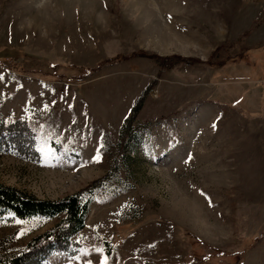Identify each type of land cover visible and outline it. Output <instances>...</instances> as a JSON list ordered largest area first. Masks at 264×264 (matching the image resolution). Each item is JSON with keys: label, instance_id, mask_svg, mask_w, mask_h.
<instances>
[{"label": "rangeland", "instance_id": "rangeland-1", "mask_svg": "<svg viewBox=\"0 0 264 264\" xmlns=\"http://www.w3.org/2000/svg\"><path fill=\"white\" fill-rule=\"evenodd\" d=\"M0 121L1 183L103 179L42 264H264V0H0ZM63 217L5 216L0 252Z\"/></svg>", "mask_w": 264, "mask_h": 264}, {"label": "trees", "instance_id": "trees-1", "mask_svg": "<svg viewBox=\"0 0 264 264\" xmlns=\"http://www.w3.org/2000/svg\"><path fill=\"white\" fill-rule=\"evenodd\" d=\"M182 61H187V59L181 56L156 57V62L162 67H172ZM142 102L143 96L134 104L132 114L127 118L126 124L121 130L119 144L122 156H125L124 148L127 140L132 136V123ZM20 130L23 131L24 128L18 122L0 121V133L10 131L9 133L12 135ZM118 162V160L115 162L105 178H109L118 169ZM102 180L101 178L97 179L84 189L57 200L39 199L16 187L0 182V220L9 214L21 219L64 215L53 229L36 236L23 249L13 252L1 251L0 264H42L43 259L52 251L68 246L70 239L84 227L85 217L91 203L88 196L101 184Z\"/></svg>", "mask_w": 264, "mask_h": 264}, {"label": "snow or ice", "instance_id": "snow-or-ice-1", "mask_svg": "<svg viewBox=\"0 0 264 264\" xmlns=\"http://www.w3.org/2000/svg\"><path fill=\"white\" fill-rule=\"evenodd\" d=\"M51 152V149H49V153ZM92 159L95 161V160H98L99 159V155L97 154L96 156H94V157H92ZM98 251H99V249H98ZM101 264H106V259L105 260H103L102 262H101Z\"/></svg>", "mask_w": 264, "mask_h": 264}]
</instances>
